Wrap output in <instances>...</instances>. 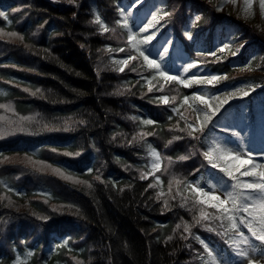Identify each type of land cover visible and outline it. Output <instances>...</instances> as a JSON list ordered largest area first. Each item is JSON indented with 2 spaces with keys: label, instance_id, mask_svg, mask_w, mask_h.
Here are the masks:
<instances>
[{
  "label": "trees",
  "instance_id": "obj_1",
  "mask_svg": "<svg viewBox=\"0 0 264 264\" xmlns=\"http://www.w3.org/2000/svg\"><path fill=\"white\" fill-rule=\"evenodd\" d=\"M123 1L0 0V12L7 16H0V29L25 37L23 43L0 38V104L14 110L0 109V116L25 128L0 138V161L11 158L0 162V197H4L0 199V264H14L17 257L27 264H202L194 257L197 250L203 252V246L193 236L182 239V228L173 233L181 218L191 223L193 213L179 207V198L170 201L171 210H165L163 200L156 199L160 188L145 192L155 178L139 177L150 169L147 145L151 144L163 157H172L171 164L163 161L167 170L156 173L165 192L173 176L190 181L205 178L209 165L201 153L209 147L213 130L209 125L199 140L185 137L164 146L173 136L184 134L171 130L179 117L155 98L176 96L179 103L198 87L173 83L163 92H148L141 77H149L150 71L142 67L136 72L113 70L114 59L136 54L128 48V31L116 23ZM165 8L172 13L166 27L192 60L212 59L198 56L208 53L198 49H206L205 44L198 47L184 35L193 28L195 17H201L197 24L206 41L224 35L225 22L232 24L240 40H245L244 47L238 58L227 56L222 62L204 65L211 73L230 77L212 88L220 90L246 81L262 84L264 93V28L222 14L208 0H165ZM94 11L109 32L102 33L92 23ZM108 47L127 50L108 52ZM258 57V72L238 69ZM131 64H142V58ZM153 83L159 87L162 81ZM118 90L124 94L119 95ZM181 111L190 115L184 108ZM20 117L34 119L20 121ZM131 117L157 123L142 126ZM81 120L86 123L80 124ZM140 131L156 134L129 144ZM64 152L81 154L67 156ZM25 155L93 187L63 179L51 170L38 171L24 162ZM182 155L190 159H177ZM96 175L105 183L96 181ZM220 231L200 226L192 229L219 251L229 239L218 234ZM170 235L173 239L167 240Z\"/></svg>",
  "mask_w": 264,
  "mask_h": 264
},
{
  "label": "snow or ice",
  "instance_id": "obj_2",
  "mask_svg": "<svg viewBox=\"0 0 264 264\" xmlns=\"http://www.w3.org/2000/svg\"><path fill=\"white\" fill-rule=\"evenodd\" d=\"M69 3H75V0H68ZM224 3H231L235 5L237 0H223ZM259 11L261 17L264 18V0H258ZM136 3H140V0H136ZM254 0H243V13L246 17L253 15ZM217 10H223L218 8ZM14 11H20L15 9ZM119 14L123 17V20H117L116 23L121 27L129 29L127 36L128 48L133 50L135 55H128L125 59L113 60V70L117 72H125L126 69L132 72H136L138 67H142L152 74L149 77L142 76L147 85V91H160L165 90L166 85L177 84L184 88L198 87L197 91L192 94L184 95L182 99L177 103V97L168 95H160L155 98V102L160 105H166L171 108V111L179 117L175 125L172 126L173 131H179L184 135L173 136L171 140L165 144V147L171 145L174 141L183 140L185 137H190L193 140H199L200 135L203 134L205 129L212 123V119L228 103L229 100L237 96H247L249 90L253 87L251 85L245 88L233 87L231 91L221 92L219 95H211L207 92H202L199 88L202 87H217L223 82L228 81L230 77L227 74H201L204 71V65L207 63H219L227 56L226 52L231 56H236L239 49L244 45L233 51L232 45L224 44L222 47L217 48L215 51L208 53H198V56L211 57L210 60L204 61H192L182 67L181 75H171L169 71H166L162 59L160 61L151 58L150 54H146L147 46L156 38L160 28L164 27L161 21H167L172 13L164 10L163 8L157 9L152 13L151 20L148 21L144 27L140 28L139 32H132L128 25V15L123 9H119ZM0 16H7L5 13L0 12ZM201 19L200 16L195 17L196 21ZM99 25L102 33L110 31L109 27L103 22L101 16L97 14L92 21ZM42 27V26H41ZM149 29H153L151 34L148 33ZM145 34V35H142ZM35 35V33H33ZM185 37L192 39L191 32H185ZM7 36L9 39H18L23 43L25 37L23 34L12 31L5 33L3 29H0V38ZM171 43V41H168ZM27 47V45H25ZM126 48L113 49L107 48L108 52L119 51L125 52ZM168 53V48L165 47L162 53H159L161 58ZM142 58V64L132 66V61H138ZM195 69L196 72L192 75H187L191 70ZM245 70H251L246 66ZM153 81H162L159 83V87L153 83ZM27 91V89H25ZM39 91V90H37ZM3 93H0L2 95ZM36 93H33L35 95ZM119 95H123V91L118 90ZM213 101L216 103L214 104ZM184 108L185 111H190L189 116H185V112L181 111ZM0 109H7L14 111L8 105L0 104ZM20 121H26L34 119L33 117H20ZM130 119L139 120L142 126L155 125L157 122L152 119L141 120L139 117H131ZM169 119H173L172 116ZM180 121H183L184 126H180ZM0 138L7 137L15 132H23L25 128L23 126H14V122L6 117L0 116ZM80 124H85L86 121H79ZM47 128V125H44ZM67 130V129H65ZM156 133L140 131L133 135L132 139L128 141L129 144L140 143L144 141L147 136H153ZM239 135V133H233ZM148 155L151 157L150 169L147 172H141L140 179L146 180L149 176H153L154 182L148 184V188L145 192L151 188H160V191L156 194L157 200H163L165 210H171L173 205L170 201H176L179 198V207L184 208L189 212H192V222L184 221L181 218V223H178L173 228V233H176L179 229H183L180 233L182 239H188V236H193L203 246V252L197 250V255L194 259L201 260L202 264H220L217 255L213 249L202 240L198 235L192 233V229L196 226L204 227L208 231H217V228L222 231L218 234L229 237V246L234 250L235 255L240 258L242 264H264V163L256 161L254 154L250 151H238L226 145L219 143L215 140L211 142L207 150L203 151L201 155L211 168L218 170L227 179L223 181V184L228 190L220 191L215 184L208 185L207 189L201 186L199 180L190 181L187 178H177L173 176L168 181L167 192L163 190L161 185L163 181L156 173L166 171L167 169L162 167L163 161L166 159L171 164L172 157H163L159 151L156 150L151 144L147 145ZM56 152V149H51ZM63 155L67 156H79L80 152H64ZM194 154V153H193ZM264 156V153H260ZM11 158L3 157V161H10ZM177 159L184 161L190 159L188 155L179 156ZM0 161V162H3ZM24 162L31 165L38 171L51 170L53 173L60 175L63 179L83 183L88 188H92L93 185L85 180H78L71 175L66 174L60 168H54L50 164H46L44 161H34L31 156L25 155ZM91 173L92 169H88ZM96 181L105 183L101 175L94 177ZM229 181L231 183H229ZM115 186V185H113ZM130 187V186H129ZM124 189H120L123 191ZM8 191H13L11 188ZM18 195H20L18 193ZM4 199V197H0ZM9 199V204L11 200ZM47 199L45 203H47ZM54 211L57 209L54 208ZM213 210V211H210ZM42 220H47L49 217L40 216ZM247 230V234L241 229ZM185 233L187 235H185ZM167 240H172L173 236H168ZM256 241L258 243H253ZM67 242H65L66 246ZM260 253L259 256L254 254ZM31 257L32 253L27 254ZM14 264H27L26 260H22L17 257ZM82 264V262H80Z\"/></svg>",
  "mask_w": 264,
  "mask_h": 264
},
{
  "label": "rangeland",
  "instance_id": "obj_3",
  "mask_svg": "<svg viewBox=\"0 0 264 264\" xmlns=\"http://www.w3.org/2000/svg\"><path fill=\"white\" fill-rule=\"evenodd\" d=\"M208 1L216 4L217 8H222V11L219 10L222 14L232 15L236 19L247 21L257 27L264 28V18L261 17L258 0H254L252 8L253 15L248 17L243 13V0H237L235 5L224 3L223 0ZM160 8L167 11L165 8V0H140V3L138 4L136 3V0H124L120 6V9H123L126 13H130L128 15V25L132 32H139L140 28L144 27V25L151 20L152 13ZM97 14L98 12L94 11V15L96 16ZM122 20L123 17L120 16V21ZM197 22L198 21L195 20L192 23L193 28L191 27L192 29L189 32L192 34V39L190 40L193 41L196 46L199 47L202 44H205L206 49L199 47V51L212 52L217 48L222 47L224 44L229 43L232 45V50L235 51L239 45L245 42V40H240L239 33H235L233 25L229 22L224 23V35H216L213 39L206 41ZM161 24H163L164 27L160 28L156 38L147 46L146 54H150L151 58L158 61L162 59L165 70L169 71L171 75H181L182 67L193 60H191L183 51L178 40L174 37L170 29L166 27L165 21H161ZM126 30L129 31V29ZM152 31L153 29H149L148 33L145 34H151ZM168 41H171V43H168ZM208 42H212L209 50L207 49ZM165 47L168 48V53L161 58L159 53H162ZM241 49L242 48H240L237 55L233 57L238 58ZM224 55L231 56L228 52ZM260 65L261 58L258 57L256 58V62L250 65L246 64L238 69L245 72L256 73L258 72ZM246 66L251 70H245ZM195 72L196 70L193 69L187 75H192ZM209 73L211 72L204 68V71L201 74ZM248 85L253 87L249 90L247 96H237L229 100L228 103L220 109L216 116L213 117L212 123L209 124L213 130L211 133L210 144L215 140L238 151H250L254 154L257 162L264 163V156L260 155V153H264V93L261 91L262 84L243 81L237 82L234 85L224 86L220 90H214L211 86L202 87L199 88V90L207 92L209 96H211L213 94L219 95L224 91H231L233 87L245 88ZM197 90L198 88L195 91ZM213 103L215 104L216 102L213 101ZM233 133H239V135L237 136ZM226 179L227 178L224 177L222 173H219L218 170L211 168L209 165L206 177L200 178L199 181L201 186H204L206 189L208 185L215 184L220 191H225L228 190L223 184V181ZM229 183L231 182L229 181ZM241 230L247 234L246 229L242 228ZM228 241L229 239L221 251L215 249L207 241L205 242L213 249L220 264H242L240 258L235 255L234 250L229 246ZM253 243L258 242L253 241ZM254 255L259 256L260 253Z\"/></svg>",
  "mask_w": 264,
  "mask_h": 264
}]
</instances>
